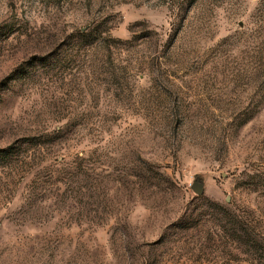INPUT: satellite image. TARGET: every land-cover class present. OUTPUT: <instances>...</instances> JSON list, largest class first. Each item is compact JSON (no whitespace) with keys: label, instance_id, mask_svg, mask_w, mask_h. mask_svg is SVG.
Here are the masks:
<instances>
[{"label":"rangeland","instance_id":"374dc122","mask_svg":"<svg viewBox=\"0 0 264 264\" xmlns=\"http://www.w3.org/2000/svg\"><path fill=\"white\" fill-rule=\"evenodd\" d=\"M0 264H264V0H0Z\"/></svg>","mask_w":264,"mask_h":264},{"label":"water","instance_id":"95a60500","mask_svg":"<svg viewBox=\"0 0 264 264\" xmlns=\"http://www.w3.org/2000/svg\"><path fill=\"white\" fill-rule=\"evenodd\" d=\"M195 191L198 193V194H201L202 193V188L199 187V188H195Z\"/></svg>","mask_w":264,"mask_h":264}]
</instances>
